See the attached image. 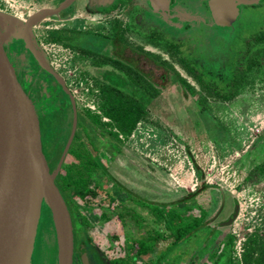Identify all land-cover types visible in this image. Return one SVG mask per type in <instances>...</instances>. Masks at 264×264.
<instances>
[{
    "label": "rangeland",
    "instance_id": "rangeland-1",
    "mask_svg": "<svg viewBox=\"0 0 264 264\" xmlns=\"http://www.w3.org/2000/svg\"><path fill=\"white\" fill-rule=\"evenodd\" d=\"M52 4L50 0H0V11L11 16L4 21L18 34L31 16L29 13L51 8ZM67 11L35 20L28 35L44 60L64 80L74 99L75 110L83 115L89 111L97 119L91 123V118L84 116L94 128L95 141H90L96 150L93 151L89 140L84 145L101 158L107 173L121 187L119 191L113 181L97 171L89 182L94 193L82 198L72 196L79 220L86 223V231L99 252L108 258H123L125 250L132 256L142 248L138 241L148 228L162 226L152 221L147 208L133 202L127 191L148 202H170L198 187V168L206 182L212 184L194 198L195 204L206 210L208 227L176 245H172L173 237L158 239L151 250L138 254L134 260L129 258V264H264V179L255 174L249 176L264 159V57L255 65L251 77L246 74L242 81L234 84L231 81L236 68H242L246 61L241 53L242 41L263 26L264 19L257 18L256 27L251 22L249 30L252 31L238 33V44H226L221 55L213 48L216 32L168 31L177 38L189 37L187 43L177 47L178 52L152 46L128 32V40L135 44L143 42L145 54L164 63V67H158L145 55L135 54L142 57L139 66L152 70L151 75L155 77L167 76L168 68L175 70L187 85L174 81L153 98L145 95L140 114L123 115L126 99L122 97V105L117 104L113 88L94 78L89 58L77 57L72 49L47 39V28L83 24L72 18L66 20ZM229 34L226 36L230 37ZM0 37L23 89L33 102L43 151L52 162L72 131V124L69 127L74 119L70 114L72 104L70 108L55 79L38 68L22 38L7 36L1 25ZM204 41H208V48L201 44ZM179 57L196 63L200 81L186 71ZM128 89L133 91L130 86ZM230 93L233 94L229 99L220 98ZM82 120L81 116L76 117L74 133L78 141L80 136L83 139L89 135V126L83 125ZM222 196L223 206L214 216ZM120 202L142 211L147 225H132L129 221L121 226L115 214L106 209L113 220V224L107 223L100 216L99 206L119 208ZM235 206L238 212L233 221L221 225ZM50 218L51 222L45 220L39 224L33 258L45 251V255L48 252L46 261L52 264L56 252L52 249L55 231L51 215ZM112 231L116 232L117 239L112 237ZM227 234L230 244L223 249V241L219 243L218 236L226 239Z\"/></svg>",
    "mask_w": 264,
    "mask_h": 264
},
{
    "label": "flooded vegetation",
    "instance_id": "flooded-vegetation-1",
    "mask_svg": "<svg viewBox=\"0 0 264 264\" xmlns=\"http://www.w3.org/2000/svg\"><path fill=\"white\" fill-rule=\"evenodd\" d=\"M50 1L53 3L51 8H56L64 0ZM42 9L39 8L29 15ZM64 11H67L66 20L72 18L83 24L72 27L60 24L54 28H47V30L57 29L61 32L71 31L72 45L59 44L60 46L72 49L77 57L89 58L90 63L88 64L94 78L113 88L115 93L132 92L128 87L131 88L132 80H135L136 87L140 90L146 88L148 98H153L168 84L175 81L174 70L168 68L167 76L162 74L155 77L151 75L152 70L146 71L139 66L138 62L142 57L135 56V54L145 55L158 67L163 66L164 63L158 58L145 54L143 42L135 44L128 40V32L135 33L147 44L163 48L176 46L179 48L189 40L187 35L184 38L174 37L168 33L170 30L179 33L216 32L217 41L216 44L213 43V48L217 54L221 55L226 44L230 45L234 42L238 44L237 34L248 31L251 22H253L252 26L256 27L255 20L264 19V0H68L58 11L59 14L54 15H61ZM227 33H231L228 35L230 37L226 36ZM257 35H264V25L251 32L242 41L244 49L242 48L241 53L246 61L242 68H236L231 81L239 74H247L251 77L255 67L256 51L259 47L264 48V40H257ZM201 44L204 48H208V41ZM241 53L236 52L238 55ZM206 56L207 60H210L208 54ZM186 63L193 70L185 68L186 71L197 78L196 63L190 59L186 60ZM247 64L252 66L246 68ZM55 82L71 108L69 96L56 80ZM143 92L145 91L143 90L142 94ZM71 115H73V110ZM78 116L83 119L91 118V123H96L93 120L95 117L89 111L85 115L76 111V117ZM91 123H88L90 125L88 132L95 141L94 128ZM83 139L85 142V138ZM82 249L85 250L83 243L74 242L73 264H83L80 256ZM85 252L87 264H100L93 253L90 254L88 250Z\"/></svg>",
    "mask_w": 264,
    "mask_h": 264
},
{
    "label": "water",
    "instance_id": "water-1",
    "mask_svg": "<svg viewBox=\"0 0 264 264\" xmlns=\"http://www.w3.org/2000/svg\"><path fill=\"white\" fill-rule=\"evenodd\" d=\"M67 1L28 17L18 34L12 32L4 21L11 16L0 11V25L5 34L24 40L39 68L50 74L69 96L74 118L56 169L50 172L42 150L39 118L0 37V264H31L43 206L48 208L54 224L56 264H73V226L54 178L74 135L75 103L62 78L44 60L28 35V29L35 20L58 13ZM223 201L222 196L214 216L221 210ZM237 212L238 207L235 206L229 218L220 224L231 223ZM80 256L83 264H87L84 249Z\"/></svg>",
    "mask_w": 264,
    "mask_h": 264
},
{
    "label": "trees",
    "instance_id": "trees-1",
    "mask_svg": "<svg viewBox=\"0 0 264 264\" xmlns=\"http://www.w3.org/2000/svg\"><path fill=\"white\" fill-rule=\"evenodd\" d=\"M47 34H48L47 39L50 42L63 44L67 46L72 45L73 38L71 35V31L61 32L57 29H48ZM256 38L257 40L258 39L264 40V35H260V36L257 35ZM166 50L170 52L172 51L178 52L177 46L168 47L166 48ZM30 56L35 61V59L32 57L31 54ZM261 57L262 58L264 57L263 47H259L256 51L255 62H254L256 66H258L261 63L260 62ZM179 62H181L185 68H188L191 71H193L191 68H189L184 58L179 57ZM35 63L38 66L36 61ZM251 66H252L251 64H247L246 68ZM174 73H175V81H177L181 85L184 86L187 85L184 78L180 76L178 72L174 70ZM245 77L246 74H239V76H236L232 82L234 84L236 81H242L245 79ZM197 78L200 81L199 75H197ZM132 82H133L132 92L130 91L126 92L124 93V96L122 92H117L116 95L117 97H115L117 104L119 106L122 105V100H121L122 97L126 99L125 101L127 102L126 111L123 112V115L127 113L140 114V111L143 110V105H144L143 97L146 95L147 89L144 88L143 90L145 92H143L144 94H142L143 90H140L139 87H136V81L132 80ZM232 94L233 93L222 95L220 96V98L229 99ZM122 110L119 111L122 112ZM118 114L121 116V113ZM123 115L121 117H123ZM70 120H72V117ZM93 120L95 122L97 121L96 118H94ZM71 124L72 121L69 127H71ZM82 124L85 126H89L90 128V125L84 119L82 120ZM76 135L77 134L74 133L72 140L69 144V147L63 157L60 168L58 169L55 175L54 181L63 196V199L66 203L71 218V223L73 226L74 242H76V237H77V240L83 243V247L85 248V250H88L90 254L93 253V256L95 257L96 260L100 261V264H129V258L131 260H134L138 254L144 253L147 250H151L158 239L173 237L172 245H176L182 242L183 240L189 238L191 235L196 234L199 230H203L206 227H208L207 222L205 220L206 210L200 206H197L195 204L196 202L194 198L205 188L212 187V184L206 182L203 174L197 168L200 178L198 182L199 184L198 187L195 188L193 191L187 192L185 195L181 196L180 198H177L170 202H148L139 197H135L130 191H127V195L133 200V202L138 204L140 207L147 208V211L152 217L151 218L152 221H154L156 224L159 223L162 226L148 228L147 233L144 236L140 237L138 241L139 245L142 248H140V250H137L135 254H133L132 256H130L128 251L126 252L125 250H124L123 258H119V257L108 258V256L105 255V253H103L102 251L99 252L98 248L91 241V238L89 237L86 231V223L81 222L79 220V215L76 209L77 205L72 201V196L73 197L80 196L82 198L88 193L93 194L94 190L89 186V182L93 177H95L97 171H101L109 180L113 181L114 185H117L115 187H118L119 191L121 190V187L119 184L115 183L111 175L107 173L106 167L104 163L101 161V158L96 154H92V152L88 149V147L84 145V141L81 136H80V141L76 140L75 139ZM85 140H89V142L92 144V142L90 141L92 140V137L90 135H87L85 137ZM64 145L65 143L60 145V148L58 147L59 150L57 151V154L53 156L52 162H50L51 160L49 161L45 155L50 172H54V170L56 169L57 160L60 158V154L62 152ZM42 150H43V145H42ZM67 156L70 157L69 160H66ZM254 169L255 170H253L249 174V176L255 174L256 176H258V178L264 179V159L259 164H257ZM68 192H69V196H68ZM99 207H101L100 216L103 217L105 221H107V223L113 224L112 217L110 216V214L107 213L108 210L110 211V213L115 214L121 226L127 225L129 221H132V225H137V226L147 225V222L145 220L146 216L142 211H139L138 208L134 205L130 206L128 204H125L124 202H120L119 208L117 207L110 208V206L102 207V205ZM42 209H43L42 210L43 214L41 215L39 224H41V222L43 221L45 222V220L51 222L50 212L48 208L45 207ZM115 233L116 232L112 231V237L117 239L118 236ZM224 237L218 236V242L220 243L223 241L222 242L223 249L226 247V245L230 244V236L227 234L226 239ZM46 240L50 241L47 238ZM53 240L54 241L52 244V249L56 252L55 235ZM95 255H97L98 258H96Z\"/></svg>",
    "mask_w": 264,
    "mask_h": 264
},
{
    "label": "bare ground",
    "instance_id": "bare-ground-1",
    "mask_svg": "<svg viewBox=\"0 0 264 264\" xmlns=\"http://www.w3.org/2000/svg\"><path fill=\"white\" fill-rule=\"evenodd\" d=\"M43 208H45V207L43 206ZM46 252H47V250H46ZM47 254H48V252L45 255V251H44L42 255L39 253V254H36V256H34V258H33V255H34V250H33L31 264H50L48 261H46V258H45V256L47 257ZM52 264H56L55 259H54Z\"/></svg>",
    "mask_w": 264,
    "mask_h": 264
},
{
    "label": "built area",
    "instance_id": "built-area-1",
    "mask_svg": "<svg viewBox=\"0 0 264 264\" xmlns=\"http://www.w3.org/2000/svg\"><path fill=\"white\" fill-rule=\"evenodd\" d=\"M51 43H54V42H51ZM54 44H57V43H54ZM59 45V44H58Z\"/></svg>",
    "mask_w": 264,
    "mask_h": 264
}]
</instances>
